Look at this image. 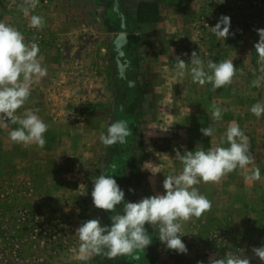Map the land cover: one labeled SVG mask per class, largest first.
<instances>
[{
  "label": "rangeland",
  "instance_id": "374dc122",
  "mask_svg": "<svg viewBox=\"0 0 264 264\" xmlns=\"http://www.w3.org/2000/svg\"><path fill=\"white\" fill-rule=\"evenodd\" d=\"M39 0L25 15L23 0H0V22L36 42L47 75L39 91L17 110L36 114L48 125L46 145L16 144L0 127V264H208V257L244 250L251 264H264L251 249L264 245V82L254 44L264 28V0ZM42 16V30L29 27ZM221 16L230 17L226 40L211 31ZM35 38V39H34ZM232 60L238 71L230 85L213 90L194 83L190 67L180 75L175 57L190 61ZM187 53L188 55H183ZM222 110L214 120L211 106ZM126 121L132 134L125 143L105 147L100 135L114 121ZM235 121L249 137L253 164L261 178L246 180L241 170L219 183L196 185L212 209L183 225L187 254L168 250L158 227L146 223L152 243L145 251L109 260L78 259L75 230L99 217L110 225L112 213L92 203L93 180L113 176L125 201L163 193V180L182 172L174 148L183 154L202 147H228L224 135ZM212 126V137L200 129ZM132 189L133 191H129ZM118 206V211L122 209Z\"/></svg>",
  "mask_w": 264,
  "mask_h": 264
},
{
  "label": "clouds",
  "instance_id": "9594fccd",
  "mask_svg": "<svg viewBox=\"0 0 264 264\" xmlns=\"http://www.w3.org/2000/svg\"><path fill=\"white\" fill-rule=\"evenodd\" d=\"M220 3H223L221 0ZM39 0H23L20 10L28 15L29 10H35ZM45 20L42 16L31 15L29 27L42 30ZM230 17L221 16L211 31L217 38L226 40L230 33ZM259 36L254 44L258 56L259 73L253 81L252 87H260L264 82V28L255 29ZM35 39V38H34ZM39 45L34 42H25L24 35L14 26L0 22V127L7 128L9 123L19 127L9 132V139L16 144H36L45 147L44 134L48 125L36 114L39 110H26L22 116L16 115L17 110L25 105L34 83H39L47 75V69L41 64ZM183 55H188L184 53ZM190 67L194 83L204 85L209 83L213 90L220 89L232 83L238 71L232 60L219 63L209 59L207 69L203 60L193 51L190 61L185 62L180 56L175 57V68L180 75ZM251 113L259 118L264 114V103H256ZM211 115L214 120L222 118V110L215 104L211 106ZM201 133L212 137L215 129L212 126L202 127ZM131 129L126 121L119 120L109 124L107 133L100 135V141L105 147L117 143H125L131 135ZM226 142L228 147L213 146L207 150L202 147L194 151L185 149L183 154L174 148L175 157L183 168L178 175L165 176L163 193H156L141 198L136 202L125 201V192L116 179L103 172L93 180L91 192L92 203L95 208L112 213L111 224L102 225L99 217L89 219L76 228L79 244L78 259L88 261L94 256H103L109 260L132 254L136 250L145 251L151 245L146 223L154 229L158 227V238L168 250L178 254H187L188 249L181 237L183 222L191 218H200L204 213L211 211L212 202L200 194L196 185L203 183H219L222 178L233 171L240 169L246 180L258 181L261 178L258 167L245 171L253 164L254 157L250 151L249 137L241 130L238 123L231 122L227 128ZM129 191H133L129 189ZM122 209L118 211V206ZM253 256L264 262V245L251 249ZM197 264H204L197 261ZM208 264H251V258L245 255L244 250L228 251L223 256L218 253L208 257Z\"/></svg>",
  "mask_w": 264,
  "mask_h": 264
},
{
  "label": "crops",
  "instance_id": "0c3cea01",
  "mask_svg": "<svg viewBox=\"0 0 264 264\" xmlns=\"http://www.w3.org/2000/svg\"><path fill=\"white\" fill-rule=\"evenodd\" d=\"M9 25H10V24H9ZM23 35H24V37H26L25 34H23ZM25 40H26V38H25ZM42 55H43V54H42V51H40L39 54H38V56L42 58ZM44 78H45V77L41 78V80L39 81V83H34V84L32 85L31 91H37V90L39 91V88H40L39 85L41 84L40 82L43 81ZM28 99H29V98H28ZM26 104L29 105L30 102L27 100L26 103H25V105H26Z\"/></svg>",
  "mask_w": 264,
  "mask_h": 264
}]
</instances>
